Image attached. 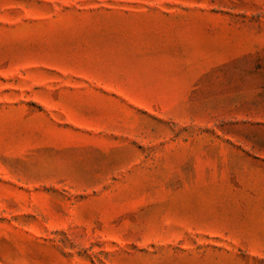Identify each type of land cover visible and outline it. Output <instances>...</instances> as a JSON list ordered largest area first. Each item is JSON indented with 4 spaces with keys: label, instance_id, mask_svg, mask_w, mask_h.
Segmentation results:
<instances>
[{
    "label": "rangeland",
    "instance_id": "rangeland-1",
    "mask_svg": "<svg viewBox=\"0 0 264 264\" xmlns=\"http://www.w3.org/2000/svg\"><path fill=\"white\" fill-rule=\"evenodd\" d=\"M0 264H264V0H0Z\"/></svg>",
    "mask_w": 264,
    "mask_h": 264
}]
</instances>
